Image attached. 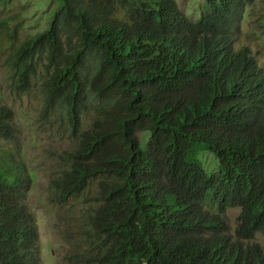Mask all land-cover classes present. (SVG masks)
<instances>
[{"label": "trees", "instance_id": "trees-1", "mask_svg": "<svg viewBox=\"0 0 264 264\" xmlns=\"http://www.w3.org/2000/svg\"><path fill=\"white\" fill-rule=\"evenodd\" d=\"M57 1L45 32L16 46L3 18L0 36L11 90L39 88L43 113L70 120L51 191L85 204L76 264H264V69L236 36L248 0H204L198 21L177 0ZM18 133L0 105V141ZM29 187L24 165H0V264H43Z\"/></svg>", "mask_w": 264, "mask_h": 264}, {"label": "rangeland", "instance_id": "rangeland-1", "mask_svg": "<svg viewBox=\"0 0 264 264\" xmlns=\"http://www.w3.org/2000/svg\"><path fill=\"white\" fill-rule=\"evenodd\" d=\"M177 1L194 21H198L207 9L204 0ZM58 9L57 0H6L0 4V19H13L12 24L20 31L17 46L25 38L45 32ZM236 36L237 47H249L264 69V0L247 1ZM8 54V42L0 36V105L13 108L19 129L17 143L0 141V165L13 158L26 169L30 179L27 195L39 232L43 264H76L75 256L88 247L89 235L83 219L85 204L83 199H77L61 205L51 191L52 180L65 163L66 153L74 148L70 120L61 109L51 116L43 113L39 88L16 94L11 90L5 66ZM96 62V59H91L87 71H94ZM85 119L86 122L91 121L89 117ZM138 138L143 146H147L151 135L139 131ZM201 159L207 173L220 171L218 158L213 153L203 152ZM239 214L238 209L229 211V222L233 228ZM255 242L264 249L263 234H258Z\"/></svg>", "mask_w": 264, "mask_h": 264}]
</instances>
